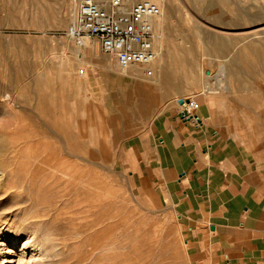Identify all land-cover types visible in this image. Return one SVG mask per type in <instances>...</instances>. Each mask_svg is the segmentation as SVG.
<instances>
[{
  "label": "rangeland",
  "instance_id": "obj_1",
  "mask_svg": "<svg viewBox=\"0 0 264 264\" xmlns=\"http://www.w3.org/2000/svg\"><path fill=\"white\" fill-rule=\"evenodd\" d=\"M157 1L153 77L165 57L173 62L160 95L208 93L225 133L262 144L264 0ZM79 2L0 0V264L9 250L5 264H216L207 252L192 254L178 212L133 177L125 133L136 123L126 126L122 116L145 111L150 94L91 93L80 46L66 34ZM94 47L112 72L149 78ZM163 107L165 100L149 112Z\"/></svg>",
  "mask_w": 264,
  "mask_h": 264
},
{
  "label": "crops",
  "instance_id": "obj_2",
  "mask_svg": "<svg viewBox=\"0 0 264 264\" xmlns=\"http://www.w3.org/2000/svg\"><path fill=\"white\" fill-rule=\"evenodd\" d=\"M217 44L214 49L221 51V42ZM94 46H80L77 58L87 65L92 94L122 98L138 87L150 94L142 103L145 111L122 116L126 126L136 123L125 133L137 163L132 175L178 212L189 244L196 247L192 254L207 252L216 264H264V142L248 144L225 133V122L208 93L193 97L199 102L197 121L182 118L179 99L187 96L174 101L157 88L165 86L172 57L160 61L156 80L141 81L112 72L115 65L97 57ZM161 100L165 107L149 112Z\"/></svg>",
  "mask_w": 264,
  "mask_h": 264
},
{
  "label": "built area",
  "instance_id": "obj_3",
  "mask_svg": "<svg viewBox=\"0 0 264 264\" xmlns=\"http://www.w3.org/2000/svg\"><path fill=\"white\" fill-rule=\"evenodd\" d=\"M162 13V7L152 0H136L131 5L125 0H80L76 21L66 34L78 46L95 45L101 53L113 55L122 68L144 69L152 77L153 63L159 58L157 21ZM179 105L180 112L197 121L199 102L195 98H181Z\"/></svg>",
  "mask_w": 264,
  "mask_h": 264
},
{
  "label": "bare ground",
  "instance_id": "obj_4",
  "mask_svg": "<svg viewBox=\"0 0 264 264\" xmlns=\"http://www.w3.org/2000/svg\"><path fill=\"white\" fill-rule=\"evenodd\" d=\"M154 2H156V3H158L159 5H160V3L157 1V0H153ZM125 2H126V0H125ZM161 7H162V5H160ZM157 26H158V21H157ZM157 61V60H156ZM155 61V62H156ZM155 62H154V64H155ZM153 64V66H154V69H155V65ZM123 69H128V68H123ZM166 69V68H165ZM165 72H167V71H165ZM164 71H163V73H165ZM69 74V73H68ZM157 74V73H156ZM168 74H170V73H168ZM70 75V74H69ZM82 75V74H81ZM83 77H84V79H85V81L87 80V76H86V74H83L82 75ZM156 76L157 75H155L154 77L152 76V77H149V78H147V79H151V80H147V79H145V81H154V80H156ZM164 77H165V75H164ZM169 77V76H168ZM167 78V77H166ZM67 80H68V78H67ZM165 82L163 81V84H164ZM167 84V83H166ZM31 238V237H30ZM6 243V242H5ZM4 242L3 243H1L0 245H3V244H5ZM26 244L24 243L23 244V246H25ZM10 249V248H9ZM8 249V250H9ZM12 250H9V251H7V253L9 254L7 257H6V259L7 260H5V261H3L2 262V264H5V263H9V262H11V260H10V258H12ZM22 258V257H21ZM16 261V260H15ZM20 258L17 260V262H18V264L20 263Z\"/></svg>",
  "mask_w": 264,
  "mask_h": 264
},
{
  "label": "water",
  "instance_id": "obj_5",
  "mask_svg": "<svg viewBox=\"0 0 264 264\" xmlns=\"http://www.w3.org/2000/svg\"><path fill=\"white\" fill-rule=\"evenodd\" d=\"M207 73L210 74V71L208 70ZM182 102H183V100H180V103H182ZM180 116L182 118L189 119V117H187V114L185 112H181Z\"/></svg>",
  "mask_w": 264,
  "mask_h": 264
}]
</instances>
